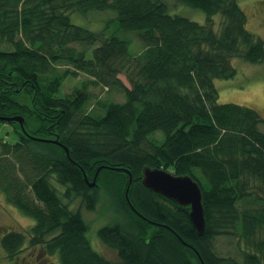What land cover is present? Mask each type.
Here are the masks:
<instances>
[{
	"label": "trees",
	"instance_id": "16d2710c",
	"mask_svg": "<svg viewBox=\"0 0 264 264\" xmlns=\"http://www.w3.org/2000/svg\"><path fill=\"white\" fill-rule=\"evenodd\" d=\"M170 1L0 0V115L24 120H0L14 135L0 137V192L33 219L2 234L14 264L26 244L60 264H264V118L219 103L215 86L234 59L264 62V39L237 0H176L204 22ZM92 11L109 16L93 29L70 19ZM77 73L83 84L60 93ZM144 167L199 183L202 234L188 206L143 185ZM100 200L109 221L95 236L115 260L81 212Z\"/></svg>",
	"mask_w": 264,
	"mask_h": 264
},
{
	"label": "rangeland",
	"instance_id": "374dc122",
	"mask_svg": "<svg viewBox=\"0 0 264 264\" xmlns=\"http://www.w3.org/2000/svg\"><path fill=\"white\" fill-rule=\"evenodd\" d=\"M240 7L245 11L247 15V28L256 36L264 39V0H237ZM174 11L177 14L188 17L198 22L205 21V14L198 8H193L188 5L180 4L176 0L170 1ZM92 14L87 18L81 14L73 13L70 19L73 23L82 25L84 27L93 29L96 23H99L109 16V11H92ZM216 22L220 20V16H215ZM131 52L133 51V44L131 43ZM233 66L236 68V74L232 78L228 79H216L215 86L218 90V102L219 103H238L248 105L256 108L260 115L264 118V62L261 63H248L240 59L233 60ZM122 80L125 81L124 77ZM87 79L83 73H77L74 77H66L61 85L60 93L68 91L76 86H80ZM90 91L96 93L101 99L109 98L111 100H121L122 97L118 93H107V91H101L99 88H89ZM96 105L95 102H91V106ZM0 137L5 138L7 141H12L14 135L11 134V128L6 123L0 122ZM103 194V193H102ZM73 205L76 203L73 202ZM102 201L95 210H87L82 208L81 212L85 219L89 222L91 229L90 240L92 247L95 246L99 252L106 257L115 260L116 253L108 248H105L97 239L96 230L101 225L106 224L108 221V215L102 210ZM33 224V219L24 215L18 208L8 203L5 196L0 192V240L2 234L6 230L18 229L20 231L27 230L29 226ZM228 239L224 237H217L218 246L223 247L222 251H227L229 244ZM220 252V250H219ZM60 264L57 254L48 255L39 246H29L26 244L23 251L16 259V264ZM27 262V263H26ZM0 264H14V262L8 259L5 255L0 244Z\"/></svg>",
	"mask_w": 264,
	"mask_h": 264
},
{
	"label": "water",
	"instance_id": "95a60500",
	"mask_svg": "<svg viewBox=\"0 0 264 264\" xmlns=\"http://www.w3.org/2000/svg\"><path fill=\"white\" fill-rule=\"evenodd\" d=\"M0 120L18 121L23 129V118L20 116L5 117ZM98 171V170H97ZM96 174L88 182L89 186L96 184ZM131 181V177L129 179ZM142 183L150 190L159 193L168 199L189 207V217L199 234L205 229V216L202 204V191L199 183L189 175H175L160 168L144 167Z\"/></svg>",
	"mask_w": 264,
	"mask_h": 264
}]
</instances>
